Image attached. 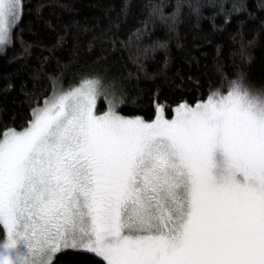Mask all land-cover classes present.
I'll return each instance as SVG.
<instances>
[{"label":"snow or ice","instance_id":"snow-or-ice-1","mask_svg":"<svg viewBox=\"0 0 264 264\" xmlns=\"http://www.w3.org/2000/svg\"><path fill=\"white\" fill-rule=\"evenodd\" d=\"M21 14L0 0V45ZM82 83L0 137V264H264V98L234 84L149 123L96 116Z\"/></svg>","mask_w":264,"mask_h":264},{"label":"trees","instance_id":"trees-1","mask_svg":"<svg viewBox=\"0 0 264 264\" xmlns=\"http://www.w3.org/2000/svg\"><path fill=\"white\" fill-rule=\"evenodd\" d=\"M95 74L121 115L145 122L234 84L264 92V0H22L0 51V137ZM105 106L101 98L97 112ZM5 235L0 225V243ZM97 260L65 251L53 264Z\"/></svg>","mask_w":264,"mask_h":264},{"label":"rangeland","instance_id":"rangeland-1","mask_svg":"<svg viewBox=\"0 0 264 264\" xmlns=\"http://www.w3.org/2000/svg\"><path fill=\"white\" fill-rule=\"evenodd\" d=\"M5 44L3 45H0V51L3 49ZM80 79V80H79ZM84 81H98L99 83H97L95 85V102H94V114L96 116H102L104 115L106 112H109L110 110L111 111H115L116 113H118L119 115H121L118 111H117V104L119 102V99L114 95L113 93V90H112V87L110 86L109 84V81H107V79H101L100 77L97 76V74H95L94 76L92 77H83L81 78L78 77L77 79V82H75L71 87H68V88H65V89H58L54 92V94L44 103V106L41 108L43 109L46 104H49L51 102H53L55 99H57L60 95L70 91L71 89H75V88H80V87H87L88 85L85 84V83H82ZM242 90L246 89L249 94L251 96H255V97H258V98H264V92H259V91H254V90H250L248 89L247 87H241ZM227 95V94H226ZM103 99L104 100V103H105V110L102 111V112H97V107H98V104L100 102V99ZM207 100L203 101V102H206ZM203 102H199V103H203ZM198 103H196L195 105H191L192 107H195ZM190 106V105H189ZM176 114V112H175ZM175 114L171 117V118H166L162 111H159L158 112V115L157 117L151 121V122H154L155 120L157 119H165V120H172L175 118ZM123 116V115H121ZM125 117V116H123ZM129 118V117H127ZM149 122V123H151ZM7 242V233L5 235V238L1 241L0 243V255H2L4 252H5V249L3 248V244ZM17 251L21 254H26L27 253V248L24 244H19L17 249L14 250L12 252V258L13 260H15L16 258V254H17Z\"/></svg>","mask_w":264,"mask_h":264}]
</instances>
